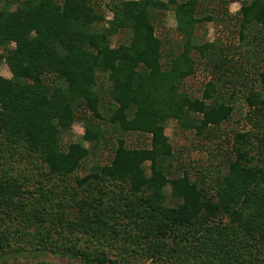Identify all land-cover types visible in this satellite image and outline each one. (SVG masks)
<instances>
[{
	"label": "trees",
	"instance_id": "16d2710c",
	"mask_svg": "<svg viewBox=\"0 0 264 264\" xmlns=\"http://www.w3.org/2000/svg\"><path fill=\"white\" fill-rule=\"evenodd\" d=\"M231 1L0 0V264H132L146 242L170 264H264V0ZM171 11L178 40L158 33ZM231 20L237 45L199 41ZM194 53L201 96L182 87ZM170 119L197 144L224 139L222 166L195 168Z\"/></svg>",
	"mask_w": 264,
	"mask_h": 264
},
{
	"label": "rangeland",
	"instance_id": "374dc122",
	"mask_svg": "<svg viewBox=\"0 0 264 264\" xmlns=\"http://www.w3.org/2000/svg\"><path fill=\"white\" fill-rule=\"evenodd\" d=\"M99 4H101V6H103L106 9H108L105 6V3L108 2L109 0H97ZM243 0H232L230 5H229V10L232 11L233 13L238 12L239 8L241 7V3ZM112 14L109 13L108 14V18H111ZM234 21H227L224 23L221 22H206L205 24L201 25L198 28L197 31V35L199 38V41H216V40H221L224 42H227L232 44V45H237L238 43V37L236 35L235 32H233L232 29H237L235 26V24L233 23ZM221 25V26H219ZM165 29L164 30H159L158 33L159 34H167V36L171 37L174 40H178L179 37H177V34H175L174 30H175V26H176V20H175V15L174 12H168L167 17H166V25H165ZM123 34H119L117 36H114V43L113 45H116L117 43H119V41L121 40ZM201 39V40H200ZM195 59L197 62V72L189 77H187L185 79V81L183 82V89L187 92H189L190 94H192L193 96H201L203 94L204 88H205V84L206 82L204 81L205 78L202 77V74H205L204 71L202 72L203 66L201 65L204 61L199 54H195ZM199 71H201L199 73ZM0 74L5 76V77H11V71L9 69V66L6 62H3L1 67H0ZM201 74V75H200ZM200 75V76H198ZM237 93V92H236ZM236 93H235V99H237L236 97ZM240 94V92H238ZM237 103H240V101H238ZM246 105L243 107L244 111H246ZM239 114L237 112V115L235 116L236 118L234 119V122L237 123V120L239 118ZM107 127V125H106ZM110 127V126H109ZM223 128L225 130V128H230V125L227 124L226 122L223 124ZM85 129H84V125L82 122H76L73 126V138L72 140H80L81 136L84 134ZM165 133L170 137V140L172 142V144L174 145V148L176 150H182L183 147L191 149V154L193 156V158H190V161L194 159V167L198 168L200 170H205L208 171L209 170H213V168L215 167H220L223 164V159L221 158V156L216 155L215 152L216 150L219 151V147H217V144L220 143V145L222 144L224 147H227V142L224 141V139H218L216 138V140H211L210 142H208L207 145H201L200 143L197 144V142L195 141L196 139H198V137L190 131L187 132H183L180 131V129L177 126V122L173 119H170L168 121L167 124V128L165 130ZM225 134V133H224ZM137 134H133V135H128V143L129 145L131 144V140L133 141L135 139V137ZM224 138V137H222ZM113 143L114 140H113ZM104 145V144H103ZM106 145H104L105 147ZM186 151V149H185ZM101 157H102V162H110L111 158H112V154L109 151V149H105L103 148V151L101 153ZM94 166V161L88 160L86 161L82 168L77 172L79 176H84L87 173H90L92 171V168ZM38 173V172H37ZM193 178L194 175H193ZM71 179V180H70ZM42 180L44 181V186L47 188V190H50V188H52L53 190L55 189V185L56 187H58V189H62V185L61 184H55L56 179H49V177L46 178V176L44 178H42ZM69 180L71 182H73V177L69 178ZM36 186H32V188H34ZM39 191V190H37ZM59 192V191H58ZM41 194L38 195V192H36V197L32 198L33 200H35L37 197H40ZM63 196V193H62ZM59 201H62L61 197L58 199ZM144 245H148V243H143V246L141 245H135L136 246V251L137 253H133V252H128L129 254L127 255L128 258L131 260L132 264H170V262H168L167 260L169 259L165 253H157L156 256L149 257L148 256V252H145L143 250ZM131 250V248H130ZM126 255V254H125ZM22 261L24 264H38L40 261H46L47 263H52V264H84L81 261H73V260H69L67 258H63L60 256H53L52 254L49 256H41L40 258H22Z\"/></svg>",
	"mask_w": 264,
	"mask_h": 264
}]
</instances>
